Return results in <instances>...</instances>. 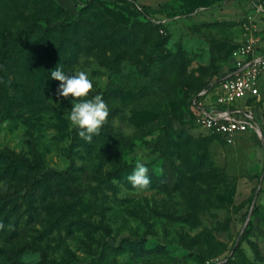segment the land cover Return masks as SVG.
Returning <instances> with one entry per match:
<instances>
[{
	"label": "rangeland",
	"instance_id": "obj_1",
	"mask_svg": "<svg viewBox=\"0 0 264 264\" xmlns=\"http://www.w3.org/2000/svg\"><path fill=\"white\" fill-rule=\"evenodd\" d=\"M245 43L264 48V0H0V264H264V77L262 138L189 104ZM57 66L108 105L91 143Z\"/></svg>",
	"mask_w": 264,
	"mask_h": 264
},
{
	"label": "built area",
	"instance_id": "obj_2",
	"mask_svg": "<svg viewBox=\"0 0 264 264\" xmlns=\"http://www.w3.org/2000/svg\"><path fill=\"white\" fill-rule=\"evenodd\" d=\"M264 77V48L245 43L235 51L232 64L207 88L190 99V108L198 124L212 133L233 136L251 132L262 138L263 126L255 103ZM243 100V106H235Z\"/></svg>",
	"mask_w": 264,
	"mask_h": 264
},
{
	"label": "clouds",
	"instance_id": "obj_3",
	"mask_svg": "<svg viewBox=\"0 0 264 264\" xmlns=\"http://www.w3.org/2000/svg\"><path fill=\"white\" fill-rule=\"evenodd\" d=\"M51 78L59 81L56 95L58 97L73 99L71 112L67 117L71 125L78 128V135L86 142L91 143L93 136L98 135L101 127L107 121L109 108L101 95H95L91 99H86L93 88V82L84 71L66 73L61 67H56L51 71ZM0 83L3 80L0 79ZM78 101V102H74ZM149 169L143 160L136 163L133 172L127 177L133 188L147 189L151 183ZM113 184H118L113 179ZM3 224H0V228Z\"/></svg>",
	"mask_w": 264,
	"mask_h": 264
},
{
	"label": "trees",
	"instance_id": "obj_4",
	"mask_svg": "<svg viewBox=\"0 0 264 264\" xmlns=\"http://www.w3.org/2000/svg\"><path fill=\"white\" fill-rule=\"evenodd\" d=\"M229 67V66H228ZM210 83V82H209ZM209 83L206 84L204 87L207 88L209 86ZM190 102V101H189ZM250 102L252 103H255V108L257 107V104L259 103L258 102H255V100H251ZM257 109V108H256ZM248 225H250V222L247 223V227L243 230L241 236L235 241V243L233 244V247H232V252L233 253H237L238 255L242 254V251H241V248H240V244H241V241L243 240V238H245L249 231H250V228L248 229ZM249 245L251 246L253 252L259 256V250H258V245L255 241H249ZM227 263H233V260L228 257L227 259Z\"/></svg>",
	"mask_w": 264,
	"mask_h": 264
}]
</instances>
